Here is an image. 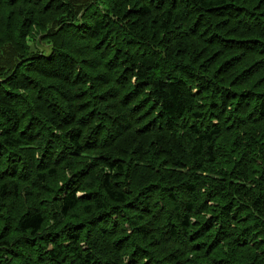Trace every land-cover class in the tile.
Listing matches in <instances>:
<instances>
[{
    "label": "trees",
    "instance_id": "16d2710c",
    "mask_svg": "<svg viewBox=\"0 0 264 264\" xmlns=\"http://www.w3.org/2000/svg\"><path fill=\"white\" fill-rule=\"evenodd\" d=\"M261 2L260 5L264 6V0ZM238 3L249 4L245 0H134L132 9L128 11L119 0H0V172L6 170L3 166L4 158L11 162L10 152L14 151L19 155L18 158H22V162L7 168L12 175L10 178L24 179L17 174L18 168L24 170V161L28 160L32 164L30 171L48 170V173L36 175L39 183L44 185L48 178L57 175L55 165L44 167L42 162L47 158L44 155L49 156L51 149L59 152L58 146H62V149L67 147L61 140L57 147L45 145L42 157L36 158L37 146L34 141L41 134L51 138L52 134L58 136L56 130L64 133L62 139L69 144V156L83 154L89 146L95 147V141L103 137L106 145L102 151L103 159L99 161L100 195L94 199V205L86 206L92 210L96 208L107 211L106 200L112 206L109 211L112 218L121 221L119 209L128 205L135 193L139 195L138 200L145 201L148 196L143 201L147 205L153 191L152 184L156 182L154 185L158 192L167 196V202L175 207L173 219H170L172 223L168 224L169 237L174 241V252L163 253L158 257V263L152 264H264V93L230 94V88H226L225 84L228 82L232 88L239 86L241 82L234 80L237 72L228 69L226 73H218L214 69L211 76L204 75L203 79L197 76V72H200L195 68L196 63H199L198 68L202 70L204 64H212V60L218 58V51H213L216 44L211 40L206 42L202 37L208 29L212 40L219 38L221 33L225 34L226 30L228 35L234 26L237 31L231 36L252 41L257 46L264 41L262 27L260 30L255 27L252 29V25L246 27L231 20L226 28L222 27V14L236 9ZM55 7L62 9L61 15L57 17L52 16ZM240 9L238 7L237 11L245 13V7ZM114 13L128 18L120 28L114 29ZM38 15L43 17L36 18ZM255 16L258 21L260 18L264 20L263 16ZM255 16H252V21L257 20ZM130 19L142 21V25L135 30L136 38L131 36L130 30H126ZM27 23L33 26L31 28L43 24L38 29L46 31L34 36L31 45L25 42L28 34H24V41L17 44L14 39L15 29ZM175 23L190 29L189 35L179 36L178 43L168 38L178 33L174 28ZM66 26L77 28L79 34L87 31V39L77 36L81 40L63 45L60 35ZM48 27L50 29L47 30ZM121 40H124V44ZM107 41H110L108 51L101 56L98 51ZM129 45H137L144 52L134 56L127 49ZM180 47L182 50L178 49ZM46 48L49 49L47 53L44 52ZM258 52H251L244 64L251 65L253 56L258 55ZM211 54L212 58L209 57ZM57 58L61 62H68L73 66V71H77L67 89L71 96L61 95L60 106L55 104L57 99L54 93H64L66 89L58 87L44 92L45 89L35 80L37 78L41 84L48 86L68 84L62 70H51L45 65L46 62L54 64ZM23 64L31 67L25 68L34 79L29 77L26 83L32 85L33 89L27 85L22 86L20 82ZM81 64L88 68L85 76ZM164 69H169V72L164 73ZM125 71H128L129 76L120 79ZM243 71L245 78L252 75L249 69ZM14 75L18 81H14ZM46 78L48 81H45ZM217 79H220L221 84ZM118 81H125L132 89L127 92V88L126 94L122 96L117 87ZM244 81L246 83L241 87L249 82L247 79ZM259 82L264 85V76H261ZM217 85L224 86V90H218ZM33 91H36L32 95L35 104L63 109L60 117L55 116L57 120L52 117V113L41 112L45 110L40 107L35 109L36 116L27 119L22 117L20 110L26 112L34 106L30 104ZM209 91L213 97L208 100ZM92 92L96 93L94 96L100 104L96 108L95 105L90 108L93 98L89 96ZM218 92L230 95L227 101H222V94ZM7 95L18 97L20 104L8 103ZM44 96L49 97L48 102L43 100ZM245 98L255 99L258 116L261 117L258 122L252 117L249 119L252 121H241L252 110L250 105L241 108ZM220 101L222 104L217 106ZM64 103H67L66 106ZM209 105L211 111L207 110ZM235 107L238 109L237 114ZM67 108L76 112L74 123L81 117L80 123L86 124L70 130L66 126L71 125L68 116L71 113ZM215 110H220L226 116L234 115L231 123L235 126H212L213 121H209L208 117ZM5 119L10 123L4 124ZM145 119L151 121L145 123ZM25 120H28L27 127H20ZM100 121L103 123L98 125ZM47 123L55 125V129L51 130ZM137 123L139 127H134ZM188 123L193 141L190 149L186 150L184 145L189 138L181 133ZM152 124L158 125L159 133L152 131ZM37 127L39 136L33 140L26 139L25 133ZM179 129L181 132L177 133ZM118 142H121V147ZM1 148L6 152L2 153ZM185 154L190 156L191 161L179 159ZM59 158L60 152L57 160ZM38 161L39 165L35 166ZM130 169L134 170V176L128 183L126 176ZM171 176H176L175 181L169 179ZM169 180L178 187L169 186L165 182ZM10 186L16 195L14 198L18 197L21 193L18 184L10 183ZM81 192H84L82 187L71 189L69 184L66 185V189L59 193L58 215L61 214L70 222L80 206L78 193ZM183 192L190 197L177 201L173 193ZM7 193L8 183L0 185V194L5 196ZM156 208L160 213L165 211L163 203H159ZM133 210L136 211L135 208ZM136 212L138 214L133 217L140 220H136L131 228L134 235L130 236L126 231L123 234L130 237L121 243L119 234L112 239L108 237L109 246L105 244L112 255H107L108 259L104 262H99L97 256L90 253L91 250H83L78 234L72 235L68 230L61 240L58 234L56 236L59 238L50 237V233L45 234L46 220H50V217H45L42 212H28L16 222L15 230L20 235L18 239L13 242L5 239L2 242L0 264H121L118 257L124 254L127 256L128 251L132 252L130 247L124 249L123 243L129 244L135 236L146 243L163 236V233H157L155 238L148 237L143 224L149 221L148 216ZM94 243L97 245L95 250L102 246L101 242ZM112 244L123 246V249H115ZM143 260L146 262L147 259L144 257Z\"/></svg>",
    "mask_w": 264,
    "mask_h": 264
},
{
    "label": "rangeland",
    "instance_id": "374dc122",
    "mask_svg": "<svg viewBox=\"0 0 264 264\" xmlns=\"http://www.w3.org/2000/svg\"><path fill=\"white\" fill-rule=\"evenodd\" d=\"M120 4L128 9V11L130 9H132L134 0H119ZM147 1V0H146ZM179 1V0H178ZM246 5H241L242 3H238L236 4L237 8L231 11H226L225 13H223L222 15L224 16L223 21H222V27L226 28V24L230 23L231 21H236L238 23H242L244 24L246 27H252V29H258L260 30V28L262 27L264 29V20L260 18V22L261 25L259 24L260 22L258 21V19L256 18L255 15L257 16H263L264 17V6H261L260 3L261 0H250L247 1L245 0ZM260 2V3H259ZM254 3V4H252ZM260 5V6H259ZM155 6V5H154ZM179 6L182 8L183 6L181 4H179ZM238 7L240 9V7H245L246 9H244L243 11H245V13H242L238 10ZM13 10V8H11ZM162 9V8H161ZM258 9L257 11H254ZM241 10V9H240ZM242 11V10H241ZM62 13V9L60 7H55V11L52 12V16L53 17H57L59 15H61ZM128 15V14H127ZM252 16H255V18L257 20L252 21L251 18H253ZM43 17V15H38L36 18H41ZM235 17V18H234ZM114 18L112 19L113 21V25H114V29L116 28H120L125 22L126 20H128V18H124L119 15V14H115L114 13ZM212 20H214L212 17H210ZM208 19V21H212L211 19ZM249 18V19H248ZM214 22V21H213ZM219 22V20H218ZM216 23V22H214ZM24 24V23H23ZM19 27L18 29L16 28L14 33V39L17 40V44L22 43L23 40V36L24 34H28L27 39H25V42L28 45H31L33 42V38L34 36L38 35V34H42L44 33L45 30H41L38 29V27L43 26V24L40 25H36V28H31L33 27L30 23H27L25 26ZM142 25V21H132L130 19V25L128 26V28H126V30H130V33L132 34V37H138L135 34V30L138 29V27H140ZM177 30L178 33H173L171 35L168 36L169 40H172L175 42H179L180 37L182 35H189L190 34V29H184L183 25L180 23H175L174 25ZM17 27V26H16ZM234 27V26H233ZM232 30L228 33V35L226 34L227 30L225 31V34L221 33L219 34V38H214V40H212V36L208 33L209 29L203 34V38L206 39L207 41H212L213 43L216 44V48L213 49V51L216 52V50L218 51V58H214L212 61V64L206 63L205 68L203 67L202 70L199 69V63H196V67L194 66V64H190L193 67H195L200 74L197 72V76H200L204 79V75L207 76H211L210 74L214 71V69L216 70V72L221 73L224 72L226 73V71L229 69L230 72H237L236 74V78L234 80H238L239 86H237L236 88H232V86H229V83L227 82H223L226 83L225 86L226 88H230V94H232V92L237 93L238 95L244 94V93H251V94H263L264 93V85H262V82H259V79L263 78L264 76V68L262 67L264 65V41H261L259 43L260 46H257V44L252 43V41H243L240 40L234 36H231V34L235 33L237 31L236 28H233ZM50 29V27L47 28V30ZM52 31V30H51ZM83 34H79V30L77 28H73V27H64L63 28V33L61 37V42L63 43V45H70L72 42H74L75 40H78L79 38H77V36H83L81 39L86 40V32L87 31H83ZM212 32H215V30H213ZM20 36V41L18 40ZM251 38L253 39V37L251 36ZM250 38V40H251ZM79 39V40H81ZM103 41V40H102ZM109 43L110 41H107L105 45H103L102 47H100V50L98 51V53L103 56L105 53H107L108 51V47H109ZM121 43L124 44V40H121ZM197 44V42H195ZM213 43H211L213 45ZM4 46H6V44H4ZM3 46V47H4ZM127 49H129V51L133 52L134 56H137L138 54L143 53L144 51H142L141 47H138L137 45H132V46H128ZM179 50H182V47L178 48ZM49 51L48 48H46L44 50L45 53H47ZM259 51V52H258ZM251 52H258V55L253 56L252 60H251V65L250 64H244L246 62V60L249 58V54H251ZM179 56L185 57L187 56L182 55V54H178ZM173 56V55H172ZM211 55H209L210 58ZM175 57V56H174ZM173 58V57H172ZM66 59V58H65ZM216 59V60H215ZM234 59V60H233ZM232 60V61H231ZM232 65L231 66V63ZM43 62V61H42ZM66 61H60L58 60V58L56 59V62L54 64H51L50 62H46L45 65L49 67V69L51 70H56V69H60L62 70V72L65 74V76L67 77V80L69 81L68 84L62 85V86H48L46 84H41L40 81L35 78V80L38 82L39 85L42 86V89H45L44 92L46 90H51V89H58V87H62L63 89H66L64 91V93H62L61 91H58L55 94V98L57 99V101L55 102L56 105L60 106L59 103V99L62 101L61 99V95H67V96H71L70 92H68L67 89H69L70 84H72V82L74 81L77 71L74 72L73 71V66L70 65L68 62H66V65H63V63H65ZM44 63V62H43ZM120 62L118 61L117 64H119ZM83 64V63H82ZM81 64V69L83 72V75L85 76V74H87V69L86 66H83ZM58 65V68H56V66ZM222 65V66H220ZM30 65H26L23 64L22 65V70H21V76H20V82L23 85H27V87L33 89L32 85H28L26 83V81L29 79V77L32 79H34V77L31 76V74H29L30 72L25 68H31L29 67ZM231 67V68H230ZM86 68V69H85ZM249 69V71H251V76H246V78L244 77V71L243 70H247ZM26 70V71H25ZM129 71V70H128ZM127 71V72H128ZM127 72L125 71L123 74H121L120 79H124V77L129 76L127 74ZM169 69H164V73H168ZM90 73V72H89ZM117 71H115V76L116 77ZM24 75V77H23ZM226 75V74H225ZM224 75V76H225ZM26 77V79H25ZM14 81H18L17 76H13ZM249 78V79H248ZM245 79H247V85L241 87L243 84L246 83V81H244ZM127 80V79H126ZM45 81H48L47 78L45 79ZM216 81L219 82V84H221L220 79H217ZM235 81V82H236ZM234 82V83H235ZM237 82V83H238ZM211 83V82H210ZM233 83V84H234ZM214 84V83H213ZM232 84V85H233ZM202 85H205V82H202ZM224 85V84H222ZM79 86V89H81ZM117 87L119 88V92L123 95L126 94V89L127 92L130 91L132 88L125 83V81L121 82L118 81L117 82ZM207 87V86H206ZM224 86L220 87L217 85L218 90L223 89ZM233 89L235 91H233ZM36 91H33L31 94V98H30V104H34V106L32 105L31 108H28L29 110H27L26 112H24L25 110H20V114L22 115V117H26V119L29 116H36L37 113H35V109L36 107H40L41 109L43 108L45 111H41V112H46L48 113H52L55 118V116L60 117L61 116V111L63 112V109H58V108H54V106H46L44 104H35V101L32 99V95L35 94ZM52 93V92H51ZM210 91L208 92V100L210 98L213 97V95H209ZM219 94H222V101H227V99L229 98L230 95H228L225 92H218ZM2 94V93H0ZM96 93L92 92V94L89 97L93 98V101L90 102V108L92 107V105H95L94 107L96 108L97 105L100 106V104L97 103L96 97L94 96ZM226 94V95H224ZM224 95V96H223ZM226 96V97H225ZM244 96V95H243ZM8 103L10 104H20V101L18 99V97H10L7 95L6 97ZM43 100L45 102H48L49 97L48 96H44ZM222 101L218 102L217 106H220L222 104ZM244 104H242L243 109L246 108V105H250V107H252V110L250 112V114L246 115L243 119H241V121L243 123H245L246 121H252L249 120L250 117H252V119L256 122H258V120L261 118L260 116H258V112H257V103H255V99L254 98H250V99H243ZM67 103H64V105L66 106ZM89 105V104H88ZM211 105V104H210ZM207 106V110L211 111V106ZM93 107V109H94ZM26 109V108H25ZM210 109V110H209ZM230 109V108H229ZM52 110V111H51ZM67 110L71 113V115L69 114L68 116L70 117L71 120V125L70 124H66V126L70 127V130L72 129H79L80 125L83 127L86 123L81 121V117H79L77 119V123H74V119L76 116V112L72 111L70 108H67ZM65 111V109H64ZM104 112V111H103ZM89 113V112H88ZM87 113V114H88ZM100 113V112H99ZM105 113V112H104ZM234 113V112H233ZM235 113H238V109L235 107ZM147 114L145 116H142V118L146 117ZM234 115H229L226 116L224 115L223 112H220V110H215L213 111V114H209L208 120L209 121H213L211 123L212 126H216L218 125H222V124H226L229 125L231 127H234L235 124L231 123V119ZM57 120V119H56ZM150 119H145L143 122L148 123ZM151 121V120H150ZM10 123V121H7V119L4 120V124ZM27 123L28 120L22 121L21 126L20 127H27ZM70 123V122H68ZM101 123H103L102 121H100L98 123V125H100ZM144 123V124H145ZM260 123V122H259ZM134 124V123H133ZM106 126V124H104ZM140 124H135L134 127H139ZM189 123L187 126V130L183 129V136L184 137H188L189 141L184 145V149L189 150L190 149V145L193 141V137L189 135L190 132V127H189ZM209 126V122H207L206 127ZM47 127H49L51 130L55 129V125H52L50 123H47ZM199 127V126H198ZM203 127V125L201 126ZM200 127V128H201ZM152 131L159 133L158 131V125L157 124H152L151 126ZM209 129V128H208ZM38 130L39 128L37 127L35 130L29 132H26V139L29 140H33V138L35 136H39L38 134ZM186 130V131H185ZM23 131V129H22ZM58 131V130H56ZM58 134V136H56L55 134H52L51 138L49 136L46 137V135L41 134V137L38 138L36 141H34V144L37 146L36 151H37V157L36 158H40L42 157V153L44 152L45 149V145H49L51 148L53 147H57L58 146V141H62L63 143L65 142L66 147L69 149V144L67 141L63 140L62 138L64 137V133L62 132H56ZM181 129L178 130L177 133H180ZM129 133H126L125 135H127ZM124 135V136H125ZM124 136L122 138H124ZM224 137H226V135H224ZM1 139V138H0ZM25 140V138H23ZM91 139V138H90ZM89 139V140H90ZM122 140V139H121ZM120 140V141H121ZM223 140V139H220ZM105 139H103V137L99 140V141H95V147L94 146H89V148L84 151L83 154L81 155H75L72 154L71 156L68 155V149L64 148L62 149V146H58V150L60 152V158L57 160L58 154L59 152L57 151L54 152V150L50 151V155H44V157L47 156L46 160H44L42 163L44 164V167L48 168V166L52 167H56L57 169V175L54 178H48L47 183L44 185H41L39 183V180L37 179L36 175L37 174H44V173H48L47 169H41L39 171H37L35 169V171H30L29 167L32 165L31 162H29L28 160H25V168L24 170L18 168V175L22 176L24 179L19 180L17 179H11L10 177V173L9 171H7L8 167H11L12 165H19L22 161V158H18V154L16 152H10L11 156L10 159L11 162L8 161V158H4L3 160V166H4V171H1L0 174L2 173V175H0V185L4 184V183H8V193L5 196H2L0 194V246L3 244L2 242L6 241L5 239H8L9 241L13 242L16 239H18V237L20 236L18 234V232L15 230L16 227V222L18 221L19 218H21L24 214H27L28 212H42L45 217H50V220H46V224H45V228H46V233H50V237L55 236L54 238H59L60 236V240L61 238H64L66 231L69 230V233L73 234H78L80 236V246L82 248H84L83 250L88 252V251H92L90 253H94L97 256V259L99 262H104L107 258V255H112L108 252V246H109V242L108 237H110L111 239L114 238V236H118L117 234L121 235L119 236L120 239V243L121 241H124L127 239V237L133 236L134 234L131 232V228H133L132 226L134 225V223L136 222V220H140V218L137 217H133L134 214H138L136 211L143 213L145 216H148L149 221L143 223L145 225V232L147 234L148 237L152 236L153 238H155L157 233H163V236L158 237V239L152 241V242H147L146 241H142L140 240V238L137 236H135L133 238V241L128 243H123L125 245L124 249H127L128 247H130L132 249V252H127V256L121 255V257L118 259L121 261V264H152V262L154 263H158V257L160 255H162L163 253H167V252H174V241L171 239V237H169V231H168V224L172 223L173 216H174V210L175 207L174 206H170V204L167 202V196L162 195L161 193L158 192L157 187L154 185L153 182L152 184V192L149 195V203L147 205H144L143 201L144 199L138 200V194L135 193L134 196L131 197V202L126 205L123 206L119 209L122 220L118 221L117 218H112V215H110V210L112 209V206L110 203H108L105 200V206L108 209L107 211L104 209L100 210V209H96L93 208V210L86 206V205H94V199L96 197H98L100 195L99 193V175H100V166H99V161H101L102 158V151L105 150V148H103L106 144H104ZM138 142V141H137ZM121 142H118V146L121 147ZM102 147V148H101ZM101 148V149H100ZM1 152L4 153L6 152V150H4L3 148H1ZM107 152H105L106 154ZM2 158V156H0V159ZM179 159H184V160H188L191 161V158L189 155L185 154L184 156H181ZM66 161H68V163H66ZM39 161L36 162V165H39ZM189 166V165H188ZM70 168V170H66L67 168ZM134 170L130 169L129 171H127V176H126V182H130L132 180V177L134 176ZM186 173V172H184ZM47 175V174H45ZM175 177L176 176H171L169 177L170 180H174L175 181ZM168 181H165L166 183L169 184V186H171L172 188L178 187V185L174 186V182L170 183ZM10 183H17L18 187L21 191V193L18 194V197L14 198L16 195L13 192V189L10 186ZM69 184V187L72 189L76 186H79L80 188L82 187L84 189V192L78 193V196L80 197V206L78 208V210L75 212V216L70 222L67 220V218H65L64 216H62L61 214L58 215L59 213V204H58V200H59V193L62 189H66V185ZM122 187V184H120ZM130 184L127 185V188ZM72 186V187H71ZM35 187L37 189H35ZM124 188L125 185H124ZM18 192V188L16 190ZM173 195H175L177 197V201L179 200H183V199H187V197H190L189 195H185V192L183 193H173ZM138 198V199H137ZM137 199V200H136ZM146 199H148V196H146ZM145 199V201H146ZM136 200V201H135ZM189 200V199H188ZM144 201V202H145ZM136 202V203H135ZM159 203H163V206H165V211L162 213L159 212V210L156 208L157 205H159ZM88 207V208H87ZM135 208L136 211H134L133 209ZM174 208V209H173ZM92 212H91V210ZM54 213V215H53ZM53 215V216H52ZM10 221L12 222V224L10 223ZM94 225L97 227V229L94 227ZM151 225V227L149 226ZM176 226V225H175ZM164 232H163V231ZM94 231H96L94 233ZM126 231H128V234L130 236H127L123 233H125ZM59 236H56V235ZM57 240V239H55ZM176 241V240H175ZM90 242V244H89ZM94 242H101L102 246L100 248H98V250H95L94 247H97V245ZM107 243L108 246L105 244ZM113 243V242H112ZM183 243V242H181ZM93 244V247L90 248V245ZM112 246L117 249V248H121L123 249V246L117 247L115 245L112 244ZM249 250H247L248 252ZM145 257L146 262L143 260ZM116 258V257H115ZM117 259V258H116Z\"/></svg>",
    "mask_w": 264,
    "mask_h": 264
}]
</instances>
